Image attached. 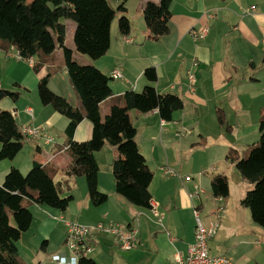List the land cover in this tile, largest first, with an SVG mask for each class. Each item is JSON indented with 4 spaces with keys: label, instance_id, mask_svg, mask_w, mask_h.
I'll list each match as a JSON object with an SVG mask.
<instances>
[{
    "label": "crops",
    "instance_id": "crops-1",
    "mask_svg": "<svg viewBox=\"0 0 264 264\" xmlns=\"http://www.w3.org/2000/svg\"><path fill=\"white\" fill-rule=\"evenodd\" d=\"M109 1L115 8L121 2ZM145 2L126 3L132 25L128 37L132 41L127 42L125 36L118 34V21L116 26L113 21L111 45L101 58L85 57L75 51V45L69 48L74 50L77 61L92 64L111 78L113 94L100 104L102 117L125 92H141L147 85L160 93L178 94L184 100V109L176 111L171 121L162 119L156 110L131 111L140 151L154 172L149 187L151 200L160 204L163 220L159 222L150 207L136 206L116 192L112 168L115 152L109 144L96 152L99 189L108 194L107 202L95 206L86 177L68 176L72 163L67 142L70 120L53 106L43 104L38 92L40 80L51 68L59 66L49 88L73 106H81L64 66L62 49L56 48L51 56L17 60L10 54L17 53V49L0 47V89L20 93L17 101L10 97L2 99L0 108L13 112L21 130L24 126L43 129L38 138L26 136L22 150L13 159H0V183L12 168L25 174L37 162L55 172L53 178L63 197L73 196L66 210L45 204L29 205L33 219L17 243L19 256L27 264H57L54 255L69 256L65 220L83 224L114 221L139 228L138 246L123 250L111 236H96L95 249L88 257L97 264H175L178 255L188 254L195 240V208L200 210L204 223L215 218L218 205L212 179L216 174H225L230 196L225 198L219 231L209 242L210 253L227 255L237 264H264V228L254 222L248 208H243V215L240 211L226 214L231 197L230 175L243 183L244 194L252 188L226 156L231 148L246 155L261 136L264 0H172L171 32L157 40L146 38ZM65 23L67 45L71 38L68 33L73 37L75 24ZM204 26L209 27L205 38L191 35V29ZM115 67L122 69L124 78H112ZM149 67L156 69V81L145 76ZM189 71L198 79L195 92L190 91ZM218 110L223 111L230 131L219 124ZM92 134L93 122L85 117L75 130L74 140L87 141ZM46 136L53 140L48 141ZM1 147L0 142V150ZM166 166L182 176H169L163 170ZM185 175L192 179L185 180ZM196 185L205 190L200 197L191 196Z\"/></svg>",
    "mask_w": 264,
    "mask_h": 264
},
{
    "label": "trees",
    "instance_id": "trees-1",
    "mask_svg": "<svg viewBox=\"0 0 264 264\" xmlns=\"http://www.w3.org/2000/svg\"><path fill=\"white\" fill-rule=\"evenodd\" d=\"M120 1L115 8L109 0H0V47L12 46L23 58L51 56L56 48L62 49L63 63L81 106H73L49 88V81L61 68L59 66L51 68L40 80L38 92L43 104L53 106L70 120L67 142L72 163L67 169L68 176L86 177L89 196L95 206L107 202L108 194L99 189L100 166L96 152L109 144L115 152L112 168L116 192L136 206L149 207L152 199L149 187L154 172L140 151L131 111L158 110L162 119L171 121L176 111L184 109V100L178 94L160 93L154 86L147 85L141 92H125L103 119L100 104L113 94L111 78L96 66L77 61L74 50L66 45L65 21H73L75 51L92 59L104 56L111 45L112 23L117 16L119 35L128 36L132 29L127 16L128 0ZM171 2L146 0L143 15L147 39L157 40L170 34ZM35 70H39V65ZM145 76L156 81V69L147 68ZM19 96V92L0 89V101L6 97L17 101ZM85 117L93 122V134L91 139L77 142L74 133ZM218 121L227 131L231 130L222 110H218ZM260 132L259 141L248 148L246 155L241 156L238 150L231 148L226 159L252 184L241 199V205L248 208L254 222L264 228V114ZM26 138L13 112L0 108V159H13L22 150ZM54 173L36 162L26 174L12 168L0 183V264H27L19 256L17 243L31 226V203L62 210L69 206L73 196L63 197L61 187L54 181ZM211 186L214 196H230L227 175L216 174ZM79 264L97 263L83 256Z\"/></svg>",
    "mask_w": 264,
    "mask_h": 264
},
{
    "label": "built area",
    "instance_id": "built-area-1",
    "mask_svg": "<svg viewBox=\"0 0 264 264\" xmlns=\"http://www.w3.org/2000/svg\"><path fill=\"white\" fill-rule=\"evenodd\" d=\"M211 16V15H210ZM209 27L204 26L200 29H191V35L196 39L205 38L208 34ZM125 41H132L128 36H125ZM14 56L17 60H23L19 52ZM33 60L31 59V62ZM112 78H124L123 71L120 67H115L111 73ZM187 79L190 85V91L195 92L197 87V76L194 72L189 71ZM158 112V110H156ZM23 133L26 136H33L38 138L43 129L40 127L24 126ZM181 135V133H179ZM48 141H52V137L46 136ZM165 173L170 176L181 177L182 175L174 168L166 166L163 167ZM185 180H191V175H185ZM204 189L199 185L195 186V191L191 194L192 197H200L204 193ZM215 201L218 205L215 210V218L211 219L207 224L204 223L200 216V210L195 208L196 216V230L195 240L191 244L188 254L186 256L178 255L175 264H237L233 262L227 255H213L210 253L209 242L213 239L220 227V217L225 210V198L223 196H215ZM151 213L159 222H162L163 215L161 206L155 200L149 203ZM67 227V236L65 244L69 251V256L63 254H56L53 260L57 264H79L81 257L88 256L95 249L94 239L96 236H111L116 239L120 248L123 250H131L138 246L139 242V228L132 225L122 224L114 221H99L96 224H83L77 221L65 220Z\"/></svg>",
    "mask_w": 264,
    "mask_h": 264
},
{
    "label": "rangeland",
    "instance_id": "rangeland-1",
    "mask_svg": "<svg viewBox=\"0 0 264 264\" xmlns=\"http://www.w3.org/2000/svg\"><path fill=\"white\" fill-rule=\"evenodd\" d=\"M117 21H118V16L114 20L115 26L117 25ZM68 22H70L71 25L74 24L73 21H68ZM68 36H71V38H69V41H67V46L70 47V46L74 45V42H73L72 34L68 33ZM85 57H90V56L87 55ZM79 62L81 63L83 61L80 60ZM103 119H104V117H103ZM230 176H231V197H230V200H229L228 205H227L228 209H227L226 214L228 215V214H232V213H236V212L240 211L243 215V208L244 207L241 206V204H240L241 199L245 196V194L243 193L244 192L243 183L239 179H237L235 176H233V175H230Z\"/></svg>",
    "mask_w": 264,
    "mask_h": 264
}]
</instances>
